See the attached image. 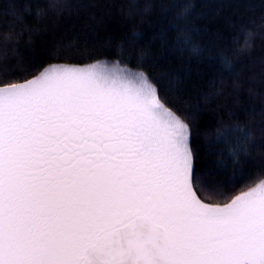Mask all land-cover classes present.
Segmentation results:
<instances>
[{
	"label": "snow or ice",
	"instance_id": "obj_1",
	"mask_svg": "<svg viewBox=\"0 0 264 264\" xmlns=\"http://www.w3.org/2000/svg\"><path fill=\"white\" fill-rule=\"evenodd\" d=\"M18 71L0 65V264H264V175L230 195L264 132L221 121L197 167L144 73Z\"/></svg>",
	"mask_w": 264,
	"mask_h": 264
},
{
	"label": "trees",
	"instance_id": "obj_2",
	"mask_svg": "<svg viewBox=\"0 0 264 264\" xmlns=\"http://www.w3.org/2000/svg\"><path fill=\"white\" fill-rule=\"evenodd\" d=\"M0 13V65L19 70V82L51 65L142 72L189 123L197 167L221 121L264 132V0H0ZM262 168L264 153L241 160L230 195L259 183Z\"/></svg>",
	"mask_w": 264,
	"mask_h": 264
},
{
	"label": "rangeland",
	"instance_id": "obj_3",
	"mask_svg": "<svg viewBox=\"0 0 264 264\" xmlns=\"http://www.w3.org/2000/svg\"><path fill=\"white\" fill-rule=\"evenodd\" d=\"M92 67L94 71L101 73V74H107V73H115L117 72L119 69H122L123 67H118V66H111V65H106L104 63L101 64H94V65H90L87 67H77V68H89Z\"/></svg>",
	"mask_w": 264,
	"mask_h": 264
}]
</instances>
